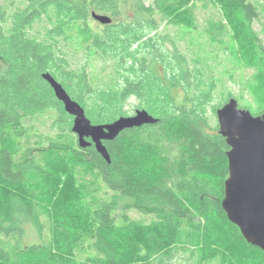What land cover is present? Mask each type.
<instances>
[{"label": "trees", "instance_id": "1", "mask_svg": "<svg viewBox=\"0 0 264 264\" xmlns=\"http://www.w3.org/2000/svg\"><path fill=\"white\" fill-rule=\"evenodd\" d=\"M260 6L250 0H1L0 264H264V252L243 238L221 206L229 146L214 117L235 95L222 93L213 103L218 79L210 56L184 51L178 34L166 31H196L199 10L220 13L205 19V41L231 54L239 48L254 69L247 87L255 106L235 98L257 115L264 111V46L252 22ZM92 12L108 15L110 23ZM36 23L41 29L34 31ZM227 25L234 29L229 39ZM73 42L85 55L80 65L64 50ZM94 60L108 68L105 79H93ZM44 72L93 124L130 114L131 97L157 121L104 140L107 162L94 144L79 146L73 116ZM36 116L49 125L32 140L27 120ZM63 184L67 200L59 196ZM132 209L148 219L132 218ZM43 215L48 239L22 244L23 226L42 232Z\"/></svg>", "mask_w": 264, "mask_h": 264}, {"label": "water", "instance_id": "2", "mask_svg": "<svg viewBox=\"0 0 264 264\" xmlns=\"http://www.w3.org/2000/svg\"><path fill=\"white\" fill-rule=\"evenodd\" d=\"M92 17L103 24L111 21L106 14L92 12ZM42 77L50 84L64 110L73 116L71 131L76 134L79 146L94 144L107 162L110 157L104 140H113L126 128L157 121L146 110L136 109L134 114L121 115L109 123L93 124L60 82L49 72L42 73ZM215 113L218 131L229 146L226 151L228 176L221 206L243 238L264 252V111L254 115L240 107L235 97H230Z\"/></svg>", "mask_w": 264, "mask_h": 264}, {"label": "rangeland", "instance_id": "3", "mask_svg": "<svg viewBox=\"0 0 264 264\" xmlns=\"http://www.w3.org/2000/svg\"><path fill=\"white\" fill-rule=\"evenodd\" d=\"M1 1V0H0ZM252 2L257 3L258 5H262L259 7L258 16L252 22V31L257 34L258 40L262 46H264V0H250ZM220 13H216L214 9H204L198 11V28L196 31L184 32L183 30H178L172 28L171 26L166 27V31L174 34H178V40L180 47L183 48L185 51L188 47H191V50L194 52H198L200 56H204V54L210 56L208 62L210 61V67L213 68V74L218 79V87L214 92L213 103H216L220 99V95L222 93H226L230 91L235 95L238 99L240 105H247L251 106L252 108L255 106L253 101V95L250 92L249 88L247 87L249 83V79L252 78L254 69L248 67L243 62L242 55L238 51L235 54L228 53L229 51H222L221 49L217 48L213 45H208L205 41L206 35L203 32V25L206 18L209 17H218ZM41 29V25L36 23L34 25V31ZM227 29L229 37H233L234 29L227 25ZM183 35V38H179V35ZM65 47V52L68 53L69 60L74 63L75 65H80L85 61V55L80 51L81 44L78 42L67 43ZM75 52V53H74ZM237 54V55H236ZM93 67H90V72L93 79L96 80H103L105 79L108 74V68H106L105 64L94 60ZM204 63V62H203ZM177 100H181L182 92L181 90H177L175 92ZM137 104V100L135 97L129 98L126 103L125 109L130 111V114H134L135 110L138 109L135 107ZM216 119V114L214 117ZM28 124L32 125L31 131L32 134L28 137L29 139H38L39 133L46 132L48 130V119L42 116H36L30 120H27ZM76 135V134H75ZM64 177V175H62ZM61 189L59 192L60 198H69V192L66 190V185H60ZM129 214L132 218L136 220H147L148 216L143 215L142 213L138 212L137 210H130ZM41 220L43 223L42 232L38 230V227L33 224H25L23 226V236H22V244L27 245L30 243H39L41 241L47 240L49 233L48 227L46 222V217L43 215L41 216Z\"/></svg>", "mask_w": 264, "mask_h": 264}]
</instances>
